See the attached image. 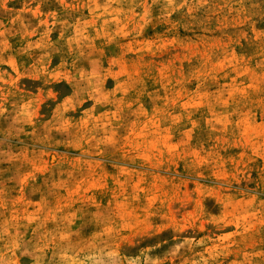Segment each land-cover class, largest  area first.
<instances>
[{"label":"rangeland","instance_id":"obj_1","mask_svg":"<svg viewBox=\"0 0 264 264\" xmlns=\"http://www.w3.org/2000/svg\"><path fill=\"white\" fill-rule=\"evenodd\" d=\"M0 264H264V0H0Z\"/></svg>","mask_w":264,"mask_h":264}]
</instances>
